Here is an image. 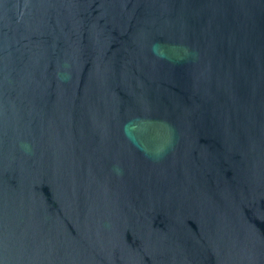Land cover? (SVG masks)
I'll list each match as a JSON object with an SVG mask.
<instances>
[{"label": "water", "instance_id": "obj_1", "mask_svg": "<svg viewBox=\"0 0 264 264\" xmlns=\"http://www.w3.org/2000/svg\"><path fill=\"white\" fill-rule=\"evenodd\" d=\"M0 264H264V0H0Z\"/></svg>", "mask_w": 264, "mask_h": 264}]
</instances>
